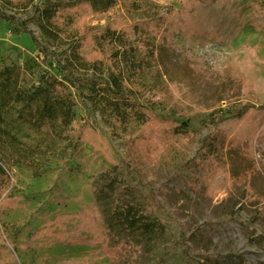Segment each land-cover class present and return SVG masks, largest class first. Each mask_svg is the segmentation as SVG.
Here are the masks:
<instances>
[{"label": "rangeland", "instance_id": "374dc122", "mask_svg": "<svg viewBox=\"0 0 264 264\" xmlns=\"http://www.w3.org/2000/svg\"><path fill=\"white\" fill-rule=\"evenodd\" d=\"M215 2L227 7L221 29L233 30L232 40L176 29L170 61L245 85L216 108L218 117L241 103L264 107V0ZM47 7L59 8L49 34ZM180 7V0L117 1L107 11L89 0L0 1V264H264L261 211L244 202L242 187L208 189L214 143L203 141L212 116L173 98L151 53L135 45L151 33L122 26L115 42L84 35L103 33L113 17L132 25ZM118 61L126 66L119 88L111 79ZM87 123L97 145L76 137ZM255 147L263 167L264 141ZM128 204L142 216L131 230L120 221ZM84 206L101 212L105 244L72 247L55 228L28 247L36 229Z\"/></svg>", "mask_w": 264, "mask_h": 264}, {"label": "trees", "instance_id": "16d2710c", "mask_svg": "<svg viewBox=\"0 0 264 264\" xmlns=\"http://www.w3.org/2000/svg\"><path fill=\"white\" fill-rule=\"evenodd\" d=\"M0 1L8 4L11 0ZM117 1L131 2V0H89L90 5L99 11L109 10L115 6ZM180 3V8H169L161 13L154 12L140 18L132 25H129L120 16L113 17L110 26L103 33L86 31L84 35L92 40L115 42L117 31L122 26L123 28L138 27L143 35H145V31L151 33L153 40L142 38L135 45L137 48L143 47L151 53L157 62L156 74L160 75L162 79L164 78V83L169 87L173 98L187 105L191 104V108H194L195 112H209L212 116L214 124L212 135L203 141V144L209 140L214 143V150L207 156V161L213 166L208 189H212L218 194L228 184L242 187L244 202L251 206H258L264 218V166L260 167L255 147L258 140L264 141V107L241 103L237 112L218 117L216 108L221 107L223 102L242 96L246 91L245 85L238 80L220 81L219 78L204 75L187 62L174 65L170 61L174 40L173 32L176 29H179L187 37L209 38L216 32L219 41L232 40L233 30L221 29L228 14L227 7H221L220 4H216L215 0H180ZM216 6L218 9L215 8ZM58 11V7H47L43 10L41 14V19L44 22L42 30L46 34L52 31L49 27L54 25L53 19L57 16ZM1 16L11 22L14 21L11 16L5 14H1ZM262 23L264 25V20ZM24 32L31 34V31L26 27ZM121 44L125 47L126 43L124 41ZM129 46L131 47V45ZM125 50L127 51L126 47ZM132 63L134 72L142 73L144 67L142 60L134 59ZM125 68V63L121 61L113 66L111 79L112 84L117 88L125 80L123 75ZM195 96H198L200 101H196ZM213 134H218V137L212 139ZM76 137L91 145H97V137L88 123L77 131ZM3 200L5 205L13 208L19 205V202L8 197ZM141 217L140 211L128 204L121 213V225L131 230L141 223ZM101 224L102 215L95 206H84L76 213L58 214L53 220L29 235L28 247L32 248L36 240L50 236L54 229L58 228V235L70 246L94 248L99 244L106 243Z\"/></svg>", "mask_w": 264, "mask_h": 264}]
</instances>
